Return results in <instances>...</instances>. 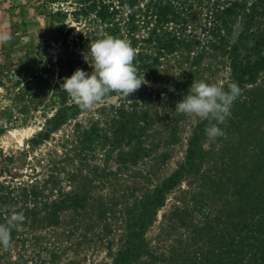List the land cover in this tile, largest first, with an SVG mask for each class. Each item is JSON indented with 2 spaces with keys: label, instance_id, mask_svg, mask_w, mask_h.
Here are the masks:
<instances>
[{
  "label": "trees",
  "instance_id": "obj_1",
  "mask_svg": "<svg viewBox=\"0 0 264 264\" xmlns=\"http://www.w3.org/2000/svg\"><path fill=\"white\" fill-rule=\"evenodd\" d=\"M194 1L150 0L141 6L140 0H128L126 8L134 7L128 22L134 28L135 19L140 18L146 29L140 38H131V47L136 51L133 64L145 81L155 82L161 62L181 51L185 54L184 62L191 68L205 58L226 59L229 77L221 87L227 90L232 82L239 86L240 94L230 107L244 110V114L230 113L226 122L201 118L195 124L176 169L161 182L142 190L138 199L122 208L123 235L117 248H112L111 242L106 241L110 261L105 264H264V94L246 89L255 84L264 71V49L260 50L264 42V0H212L204 12L203 22L208 33L205 40L191 33L194 31L191 25L195 27L198 20L197 12H192ZM34 78L37 82L33 86L41 91L40 83L46 84L47 79L42 74ZM178 78L170 79L174 87ZM113 97L121 98L120 103L101 106L96 112L98 119L84 126L74 123V141L61 156L48 160L43 166L46 170L44 180L37 181L34 176V182H24L19 184L21 186L0 184V224L9 225L10 240L21 235L17 233L23 232L24 228L55 226L62 220L61 213H71L66 218L69 222L78 218L89 221L90 217L109 213L105 208L99 210L98 202L88 204L89 191L86 188L94 186L92 176L109 178L116 174L106 167L102 168V174L98 167L89 169L87 164L93 154L101 150L106 159L114 157L118 172L145 158L158 146L147 142V138L154 125L151 109L159 101L161 92L154 95L149 88L144 90L141 87L126 96L113 91L101 101ZM54 98L58 108L45 120L37 136L39 141L46 140L54 130L73 120L81 111L73 100H67L62 88ZM236 123L234 131L239 136L234 142L235 152L241 153L244 162L237 159L229 166H221L227 169L224 171L229 177H233L238 169L243 178L239 180V176H235V185L231 186L232 199L221 207L217 206L214 212L209 202L223 183L219 181V186H211L210 182L200 178L199 169L207 160V172L213 171L217 155L223 150L213 146L204 148L208 137L205 129L210 124H217L230 135ZM228 145L223 143V147ZM18 156L15 159L11 155L4 156L0 161V176L19 178L14 170L20 166L21 158L29 156L25 150H21ZM60 175H64L63 179ZM198 181L200 184L194 185ZM185 182L188 190L179 192L181 206L173 207L166 220L169 230L179 228L185 233L180 238L175 235L173 245L159 252L146 240V231L167 196ZM70 183L77 189L66 192L62 186H70ZM17 212H22L24 219L11 225L10 217ZM195 214L201 217L198 223ZM74 228L69 231L73 232ZM2 248L0 245V251Z\"/></svg>",
  "mask_w": 264,
  "mask_h": 264
},
{
  "label": "rangeland",
  "instance_id": "obj_2",
  "mask_svg": "<svg viewBox=\"0 0 264 264\" xmlns=\"http://www.w3.org/2000/svg\"><path fill=\"white\" fill-rule=\"evenodd\" d=\"M149 1L140 0L139 3L145 6ZM127 2L128 0H0V31H10L12 34L11 40L0 44V161L4 156L11 155L14 159L20 157L18 153L21 150H25L29 156L27 159L21 158L20 166L14 170L18 172V179L0 176V184L21 186L19 184L24 182H34V176L37 181L44 180L46 170L43 166H46L48 160L61 156L74 141V123L84 126L98 119L96 112L101 106L120 103L121 98L113 97L95 103L88 109L81 108L73 120L58 127L46 140L39 141L37 137L45 120L58 108L54 95L61 91L62 78L70 76L77 68L91 72L92 69L83 56L88 54L92 41L112 35L131 45L133 36L140 38L145 34V25L141 24L140 18L135 19L134 28L128 22V16L134 7L128 10ZM211 2L212 0L193 2L195 7L192 12H197L198 20L195 27L191 25V30H194L191 33L199 39L208 38L207 25L203 19ZM263 49L264 42L260 46V50ZM183 54L181 51L163 60L156 81H146L141 85L144 90L149 88L154 95L161 92L159 101L151 109L154 125L149 129L150 137L147 138V142L158 146L145 158L118 172L113 162L114 157L106 159L101 150H97L88 161V168L98 167L100 174L104 167L116 173L109 178L92 176L94 186L86 188L89 191L88 204L96 205L98 202L99 210L105 208L109 213L99 217L95 215L89 221L78 218L75 222H69L66 218L71 213L66 212L61 213L62 220L53 227L24 228L23 232L17 233L21 235L12 237L8 245L3 246L0 264H105L110 261L106 241L111 242L112 248H117L123 235V219L120 214L122 208L126 203L131 204L138 199L142 190L161 182L176 169L182 161L186 140L192 128L201 120L198 116L176 111L175 103L188 92L192 80H203L221 87L229 77L226 59L205 58L191 68L184 62ZM36 74H42L48 81L46 84L40 83L41 91L33 86L37 82L34 78ZM176 76L179 78L175 80L177 85L174 87L170 79ZM246 89L264 94V71L257 82ZM65 94L67 100L72 101L66 92ZM231 107L230 113L244 114V110ZM221 122H226V119ZM236 125L238 124L233 125L230 135L222 129V135L207 137L204 142L205 149L213 146L223 150L217 155L213 171L207 172V160H204L199 169L200 178L210 182L211 186H219V181L223 183L209 202V207L214 212L217 206L221 207L225 201L232 199L231 186L235 185V176H239V180L243 178L238 169L233 177H229L224 171L227 169L221 166H229L237 159L244 162L241 153L235 152L234 142H237L239 136L234 131ZM262 131L264 132V127ZM223 143L229 145L223 147ZM60 177L63 179L64 175ZM198 184L199 181L194 185ZM69 185L62 186L66 192L77 189L73 183ZM187 186L186 182L182 183L167 196L164 206L157 211L154 222L146 231V240L159 252L167 250L173 245L176 236L180 238L185 233V230L179 228L169 230L166 220L173 207L181 206L178 203L179 192L187 191ZM194 217L196 223L201 221L197 214ZM79 222H84L83 226ZM72 226L76 228L70 232Z\"/></svg>",
  "mask_w": 264,
  "mask_h": 264
},
{
  "label": "clouds",
  "instance_id": "obj_3",
  "mask_svg": "<svg viewBox=\"0 0 264 264\" xmlns=\"http://www.w3.org/2000/svg\"><path fill=\"white\" fill-rule=\"evenodd\" d=\"M11 38L10 31H0V44ZM134 57V49L121 38L107 35L96 39L90 43L88 54L83 56L91 72L77 68L70 76L62 78L60 87L83 109L90 108L113 91L129 96L146 83L144 76L138 75ZM239 94L240 88L235 82L230 83L226 90L203 80H192L188 92L175 103V110L203 119L223 121L230 115V106ZM205 131L209 138L223 134L217 124H210ZM23 219V213L17 212L10 217V224L21 223ZM9 241V225L0 224V245L7 246Z\"/></svg>",
  "mask_w": 264,
  "mask_h": 264
}]
</instances>
